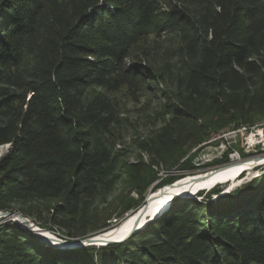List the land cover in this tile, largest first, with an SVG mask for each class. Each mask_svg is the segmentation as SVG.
I'll list each match as a JSON object with an SVG mask.
<instances>
[{
    "label": "trees",
    "instance_id": "obj_1",
    "mask_svg": "<svg viewBox=\"0 0 264 264\" xmlns=\"http://www.w3.org/2000/svg\"><path fill=\"white\" fill-rule=\"evenodd\" d=\"M165 33L170 70L145 44ZM161 84L168 118L139 144L148 159L122 163L116 136H98L118 121L117 92L150 98ZM256 114L264 116V0H0V147L10 145L0 210L67 237L103 232L141 205L128 200L115 215L95 205L118 165L143 200L155 167L196 169V151L180 163L190 149ZM219 192L175 198L122 243L76 249L0 220V264H264V169L209 201Z\"/></svg>",
    "mask_w": 264,
    "mask_h": 264
},
{
    "label": "rangeland",
    "instance_id": "obj_2",
    "mask_svg": "<svg viewBox=\"0 0 264 264\" xmlns=\"http://www.w3.org/2000/svg\"><path fill=\"white\" fill-rule=\"evenodd\" d=\"M170 40L171 37L168 36V33H165V34H161L160 36H156V35L150 36L145 43L146 47L151 51V57H153L158 53H161V55L158 57V62L159 65L163 66L162 69H165L166 67L170 70L167 64L174 65L175 63L174 62L175 59L173 58V49L169 47ZM159 87H160L159 88L160 94L150 98L149 97L146 98L144 96L135 98L127 94L126 90L117 92L116 100L118 102V115H117L118 121L117 123L111 126L110 131L98 136H116L115 150H117L121 155L122 163L123 161L126 162L125 164L132 163L141 156L140 154H142L143 158L147 160L148 155L144 152L141 153L139 144L141 141L146 140L149 136H153L164 125L166 120L165 118H168L167 116L163 115L164 110H162V104L164 102L163 97L165 95L166 87L162 84L159 85ZM98 92H100V89H95L92 91V93H98ZM254 118L255 121L252 122L253 124H255L258 121L264 120V116H260L259 114H256ZM235 128L236 125L234 122H232L228 126L218 130L217 132L210 133V136L204 139L202 143L190 149L188 154L185 157L181 158L180 163L186 160L190 154H193L195 151L198 152L197 156L192 160V163L196 166V169H190L186 167L181 169L180 167H178L179 164H176L170 170L164 167V165L162 164L159 165L158 167H155V170L157 171V177L151 183L148 190L145 192L143 200L140 199L139 194L137 193L136 190H134L130 182V177L128 176L129 169H127V166L125 167L121 164L118 165L111 175L112 180H110L108 183L105 184V186H103L102 190L104 194H101L95 200V205H97L100 210L107 208L115 215L116 213L119 212L120 208L122 207V204H124L128 200L139 201L140 204L142 205L146 197L149 194H151L153 191L158 189V188L156 189L157 184L160 181H162L164 178L173 177L176 178L174 179V181H176L177 179L179 178L181 179L186 175L201 173L214 168L216 165H219L220 163H213V161H215L216 159H221L230 145L233 147L235 146V149L239 150L238 148L240 141L239 136L237 138L229 135L224 136V134L228 133L229 130ZM9 149H10V145L8 144L1 146L0 158L5 153H7ZM239 153L241 154L240 157L245 159L251 157L253 154H260V152L256 151L251 154L243 155L241 153V150H239ZM210 162L212 164H208ZM263 168L264 165H261L254 169L252 168L250 170H246L247 172L242 174L241 177L243 178L241 180L235 179L233 181H228L231 182L229 187L234 189L235 187L239 186L245 181H248L257 174L263 173ZM227 185L228 184H224L223 186H221L222 189H225ZM205 195L206 192L204 191V192H199L193 197L181 196L179 198L203 200ZM207 196L208 195H206L205 198H207ZM217 198L218 196L212 197V195H210L209 201H215ZM172 203H170L168 208L164 210L160 215L165 213L169 209ZM134 210H130L124 213L121 220H123L127 215L133 213ZM114 215L112 218V222L116 221ZM160 215H158L157 217H159ZM157 217H155L154 219H156ZM30 218L41 228L49 231L54 235H57L58 237H64L65 234H63L64 233L63 231L57 228L51 230L47 227H44L45 224L42 223V221L36 220L32 217ZM121 220L116 222L114 226H116L119 222H121Z\"/></svg>",
    "mask_w": 264,
    "mask_h": 264
},
{
    "label": "water",
    "instance_id": "obj_3",
    "mask_svg": "<svg viewBox=\"0 0 264 264\" xmlns=\"http://www.w3.org/2000/svg\"><path fill=\"white\" fill-rule=\"evenodd\" d=\"M251 157H255V158H259L260 159V158L264 157V153L253 154ZM251 157H249V158H251ZM244 159L245 158L241 157L237 161H242ZM233 162H234V160L229 159V161L220 163L219 165H216L214 168H212V169H210L208 171H205L206 173H204V174H201L202 172L201 173L189 174L190 175V181H191L190 183H196L200 179L205 178L206 175H211L212 173L227 167L228 165L232 164ZM261 165H264V163L261 164ZM261 165L254 166V168H256L258 166H261ZM245 172H247V171H243V172L239 173V175L237 176L238 177L237 179L241 180L243 178L241 176ZM260 174H257L254 177H257ZM254 177H252L251 179H253ZM251 179H249L248 181H250ZM248 181L243 182L242 184H240L239 186L235 187L234 189L229 187L231 182H226V183H217L214 186H212L210 189H200L193 195L189 194V193L173 194L169 204L172 203L173 199L176 198V197H181V196L193 197L194 195L198 194L199 192H204L205 191L207 193V192H210L212 189L217 188V187L220 188V192L212 194V197L213 196H218L219 197L220 195H224V194L230 193L231 191L235 190L236 188L240 187L241 185H243L244 183H246ZM173 184L174 183H170V184H167V185H173ZM224 184H228V185H227V187L225 189H222L221 186H223ZM165 186L166 185L158 188L157 190H155L151 194H149L146 197V199L144 200L143 204L138 209L133 211L134 214L132 215L133 220H132L131 227H130L129 231L127 232V234L125 236H123L122 238H120V239H113L111 237L106 236L109 232H111V230H110L111 228L107 229V230H105L103 232H100V233H97V234H93V235H90V236H85V237H67L65 235H64V237H58L57 235H54L53 238H49L48 236H44L43 234H41L40 231L43 228L38 226L30 217L25 216L24 214H22L19 211L0 210V220L1 221L9 220V221L15 222V223L19 224L22 229H24V230L28 231L29 233L33 234L35 237L40 239L42 242H44L48 246H51L53 248H58V249H76V248H82V247H86V246L107 245V244H111V243H122V242L128 240L137 231H139V229L144 228L148 224V222H150L152 220L151 217H148L147 222L143 223V219L148 214V208H149L150 201H152L155 198L163 195V193L165 191ZM169 204L167 206H169ZM166 209H162L161 212L158 215H160ZM49 241H52L53 243L49 242Z\"/></svg>",
    "mask_w": 264,
    "mask_h": 264
},
{
    "label": "bare ground",
    "instance_id": "obj_4",
    "mask_svg": "<svg viewBox=\"0 0 264 264\" xmlns=\"http://www.w3.org/2000/svg\"><path fill=\"white\" fill-rule=\"evenodd\" d=\"M264 123V120L258 121L255 124H240L241 126V132H251V130H259L260 124ZM229 132H234V129L229 130ZM238 158L234 157V162L227 167L220 169L211 175H206L205 178L200 179L196 183H190V175H186L182 177L181 179L173 182V185H166L165 191L163 195L155 198L154 200L150 201L149 208H148V214L143 219V223L147 222L148 217H151L154 219L162 209H166L173 196V194H182V193H189V194H195L200 189H210L212 186H214L217 183H225L228 181H233L237 179L239 173L250 170L254 168V166L261 165L264 163V157L263 158H247L242 161H237ZM206 172H202L201 174H204ZM134 213H131L127 215L121 222H119L116 226L111 228V232H109L106 236L111 237L113 239H120L123 236L127 234L129 231ZM143 229V228H141ZM139 229V230H141ZM41 234L44 236H48L49 238H53L54 234L50 233L49 231L45 229H41ZM52 242V241H49ZM53 243V242H52ZM99 246V245H98Z\"/></svg>",
    "mask_w": 264,
    "mask_h": 264
},
{
    "label": "built area",
    "instance_id": "obj_5",
    "mask_svg": "<svg viewBox=\"0 0 264 264\" xmlns=\"http://www.w3.org/2000/svg\"><path fill=\"white\" fill-rule=\"evenodd\" d=\"M229 136L238 137L239 136V145L238 147H242L244 152L247 154H251L254 152L264 153V123L260 124L259 130H251V132H241V126L236 127L234 132H229L224 134ZM230 147V148H229ZM227 150L229 151V159L233 160L234 157L239 160L241 154L239 150L235 149V146H229ZM226 150V151H227ZM225 151V152H226Z\"/></svg>",
    "mask_w": 264,
    "mask_h": 264
}]
</instances>
